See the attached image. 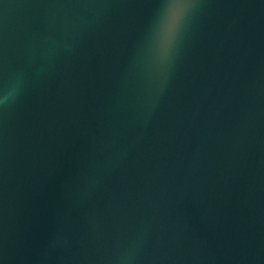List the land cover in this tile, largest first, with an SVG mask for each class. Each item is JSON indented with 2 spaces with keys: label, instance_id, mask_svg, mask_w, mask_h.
Listing matches in <instances>:
<instances>
[{
  "label": "water",
  "instance_id": "obj_1",
  "mask_svg": "<svg viewBox=\"0 0 264 264\" xmlns=\"http://www.w3.org/2000/svg\"><path fill=\"white\" fill-rule=\"evenodd\" d=\"M5 93L0 264H264V0H0Z\"/></svg>",
  "mask_w": 264,
  "mask_h": 264
},
{
  "label": "clouds",
  "instance_id": "obj_2",
  "mask_svg": "<svg viewBox=\"0 0 264 264\" xmlns=\"http://www.w3.org/2000/svg\"><path fill=\"white\" fill-rule=\"evenodd\" d=\"M192 6V4L168 5L164 19V27L166 33L170 37H174L180 31L182 22L185 20V17ZM14 99L15 97L12 93H5L0 97V105L5 106L11 103Z\"/></svg>",
  "mask_w": 264,
  "mask_h": 264
}]
</instances>
